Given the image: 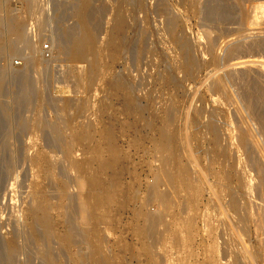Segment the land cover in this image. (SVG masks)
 <instances>
[{
	"label": "rangeland",
	"instance_id": "374dc122",
	"mask_svg": "<svg viewBox=\"0 0 264 264\" xmlns=\"http://www.w3.org/2000/svg\"><path fill=\"white\" fill-rule=\"evenodd\" d=\"M3 1L0 30L7 16L19 17L23 38L6 30L0 38V264H264V0H95L100 69L92 80L77 78L89 62L70 56L66 37L52 61L40 60L24 41V20ZM74 15L66 33L78 28ZM118 18L125 25L113 51ZM175 20L187 56L170 37ZM19 54L32 61L15 67L9 59ZM107 134L114 168L106 167Z\"/></svg>",
	"mask_w": 264,
	"mask_h": 264
},
{
	"label": "bare ground",
	"instance_id": "6f19581e",
	"mask_svg": "<svg viewBox=\"0 0 264 264\" xmlns=\"http://www.w3.org/2000/svg\"><path fill=\"white\" fill-rule=\"evenodd\" d=\"M93 1H95V0H82V1H80L79 3H77L78 4V7H77V5L75 6V7H77L76 9L74 8V10H76V15H74V16H77V18H76V20H79L78 22V24L79 25H75V27L76 26H78V28L77 29H75V30H73V31H71V32H67L66 34H65V36L64 37H66V38H64L66 41L64 42V46L63 47H65L67 50H68V53L70 54V56L72 57V58H74V59H76V60H78V61H83V63L85 62H89L87 65H88V67H86L88 70L86 71V69H85V73H83V71L81 72L80 71V73L79 74H77L78 75V77L77 78H82V77H84V76H87V78H89V79H93V78H95V77H97V72H98V70L100 69L99 67H98V52L100 51V50H97V51H94V50H96L95 48H94V45H96V41H95V44L93 45V43H94V33H93V26H95L96 27V25H94V21H96L97 19H96V16H97V14H98V12H99V9H101L102 8V6H100L101 8H98L97 6H94L95 4L93 3ZM179 1V0H178ZM188 1V0H187ZM98 2V1H97ZM111 2V1H110ZM181 2V1H180ZM3 3H4V1L3 0H0V21H1V18H2V9H4V5H3ZM96 3V2H95ZM122 3V2H121ZM194 3V2H193ZM94 4V5H93ZM101 4V3H100ZM110 4V3H109ZM125 4V3H124ZM185 4H186V2H185ZM98 6H99V4H97ZM102 5V4H101ZM253 4H251V6H252ZM111 6V5H110ZM245 6V5H244ZM249 6H250V4H249ZM108 8V7H107ZM245 8H247V6L245 7ZM249 8V7H248ZM247 8V9H248ZM255 8V7H254ZM254 8H253V10H254ZM117 9V8H116ZM115 9V10H116ZM118 9H119V7H118ZM247 9H244V10H247ZM113 10V9H112ZM251 10V9H250ZM6 11V10H5ZM118 12H119V10H117ZM116 11V12H117ZM129 11V10H128ZM7 12V11H6ZM12 12V11H11ZM102 12H104V10L102 11ZM121 12V11H120ZM119 12V13H120ZM248 12H249V10H248ZM253 12V11H252ZM75 13V12H74ZM123 13V12H122ZM256 13V12H255ZM4 14V13H3ZM116 14V13H115ZM114 14V15H115ZM130 14V13H129ZM245 14V13H244ZM249 14V13H248ZM252 13L250 12V15H251ZM9 15V14H8ZM10 15H12L11 13H10ZM9 15V16H10ZM14 15V14H13ZM116 15H118V14H116ZM115 15V16H116ZM120 15V14H119ZM247 15V14H246ZM6 16V15H5ZM16 16V15H15ZM120 16H122V15H120ZM119 16V17H120ZM248 16V15H247ZM4 17V16H3ZM98 17V16H97ZM123 17V16H122ZM248 17H250V16H248ZM254 17V16H253ZM252 17V18H253ZM6 18V17H5ZM19 17H12V16H10V17H8L7 16V18L6 19H4L5 20V26H6V32H7V34L9 33L10 35H12V36H14L15 38H17L16 40L19 42V40H21V38H23L22 37V26H20V23L18 22V21H20V19H18ZM115 17H113V19H114ZM116 18H117V16H116ZM116 18H115V20H116ZM121 18V17H120ZM120 18H118L117 20V23H115V21H114V26L112 27V29H111V37H110V39H109V44H110V48H111V50H113L115 47H117V45H118V42H119V40L121 39L120 37L122 36V34H121V32H122V30H123V25H125L123 22H122V20L120 19ZM3 19V18H2ZM123 19V18H122ZM125 19V18H124ZM251 20V19H249V18H246V19H244L245 21L246 20ZM74 20V19H73ZM75 20V21H76ZM172 20V19H171ZM253 20V19H252ZM251 20V21H252ZM98 21V20H97ZM244 21V22H245ZM249 21H247L248 22V24H249ZM113 22V21H112ZM3 23V22H2ZM1 23V24H2ZM25 23V22H24ZM76 23H77V21H76ZM175 23H176V20H175V22L174 21H170V23H169V29H170V37H171V39H173L172 41L173 42H175L176 43V45H178V47H180L183 51H184V53L186 54V56H187V54H189V47H188V44L185 42V41H183L180 37H178L177 36V34H176V26L177 25H175ZM246 23V22H245ZM250 23H252V22H250ZM109 24V23H108ZM107 24V25H108ZM112 24V25H113ZM247 24V23H246ZM247 24V25H248ZM0 26H3V24L2 25H0ZM4 27V26H3ZM2 27V28H3ZM25 27V26H24ZM107 27V26H106ZM1 28V29H2ZM72 28V27H71ZM129 28V27H128ZM69 29V28H68ZM95 29V28H94ZM177 29H178V27H177ZM5 30H2V31H5ZM127 30V29H126ZM1 31V30H0ZM1 31V32H2ZM0 32V38H2L1 37V35L4 33V32H2L1 33ZM24 32V31H23ZM110 32V31H109ZM24 34V33H23ZM4 36L6 35V34H3ZM110 35V34H109ZM167 35V34H166ZM3 36V37H4ZM9 36V35H8ZM7 36V38H8V40H10L9 38H10V36L8 37ZM248 36V35H247ZM18 37H21V38H18ZM126 37V36H125ZM123 38V37H122ZM254 38V37H253ZM252 38V39H253ZM4 39H6V37L4 38ZM3 39V40H4ZM19 39V40H18ZM249 39V38H248ZM7 40V39H6ZM5 40V41H6ZM12 40V39H11ZM11 40H10V42H11ZM96 40V39H95ZM1 41L2 40H0V44H1ZM4 41V42H5ZM23 41V40H22ZM25 41V40H24ZM130 41V40H129ZM250 41V40H249ZM253 41H255V40H253ZM9 42V41H8ZM14 42V41H13ZM16 42V41H15ZM244 42V41H243ZM252 42V41H251ZM3 43V42H2ZM5 43H7V42H5ZM12 43V42H11ZM11 43H9V44H11ZM17 43V42H16ZM16 43H15V45H16ZM23 43V42H22ZM125 43V42H124ZM4 44V43H3ZM3 44H1V45H3ZM8 44V45H9ZM209 44V43H208ZM245 44H246V42H245ZM260 44V43H259ZM253 45V44H252ZM102 46V45H101ZM174 46V45H173ZM210 46V45H209ZM243 47H244V44L242 45ZM246 46V45H245ZM256 46V45H255ZM2 47V46H1ZM8 47V46H7ZM6 47V48H7ZM9 47H11V45L9 46ZM23 47V46H22ZM25 47V46H24ZM28 47V46H27ZM29 47H31V46H29ZM29 47H28V49H29ZM99 47H100V45H99ZM106 47V46H105ZM26 48V47H25ZM32 48V47H31ZM30 48V49H31ZM253 48V47H252ZM259 48V47H258ZM1 49H3V48H1ZM29 49V50H30ZM181 49H178V51L179 50H181ZM241 49V48H240ZM251 49V48H250ZM32 50V49H31ZM34 50V49H33ZM110 50V51H111ZM175 50V49H174ZM230 50H233V51H231L230 53H234V50H235V47L234 48H230ZM243 50V49H242ZM102 51V50H101ZM114 51V50H113ZM211 51V50H210ZM229 51V50H228ZM239 51V50H238ZM95 52V53H94ZM243 52V51H242ZM249 52V51H248ZM258 52V51H257ZM67 53V54H68ZM177 53V52H176ZM208 53H209V50H208ZM250 53V52H249ZM182 54V53H181ZM195 54V53H194ZM229 54V53H228ZM235 54V53H234ZM234 54H232V55H234ZM238 54V53H237ZM245 54V53H244ZM241 55V54H240ZM247 55H248V53H247ZM252 55V54H251ZM109 56V55H108ZM180 56V55H179ZM189 56V55H188ZM206 56V55H205ZM210 56V55H209ZM228 56V55H227ZM243 56V55H242ZM245 56V55H244ZM183 57V56H182ZM190 57V56H189ZM189 57H187V59H185V57H184V62H186V65H187V69H189V71L192 69H194V67H195V65H194V60H191V58H189ZM216 57V56H215ZM68 58V57H67ZM114 58V57H113ZM236 58V57H235ZM241 58H243V57H241ZM251 58V60H252V57L250 56L248 59H250ZM253 58H254V56H253ZM29 59L31 60L32 58H30L29 57ZM107 59V58H106ZM193 59V58H192ZM205 59V58H204ZM216 59H217V57H216ZM240 59V58H239ZM247 59V58H246ZM109 60V59H108ZM114 60V59H113ZM186 60V61H185ZM210 60V59H209ZM219 60V59H218ZM217 60V61H218ZM242 60V59H241ZM245 60V59H244ZM243 60V61H244ZM255 60V59H254ZM32 61V60H31ZM106 61V60H105ZM104 61V62H105ZM214 61V60H213ZM243 61H240V62H242L243 63V65H241L240 63H239V65L238 64H236L235 63V66H244V62ZM253 61V60H252ZM108 62V61H107ZM211 62H212V60H211ZM255 62V61H254ZM253 62V63H254ZM256 62H258V61H256ZM254 63V65L255 64H257V63ZM180 63H181V61H180ZM214 63V62H213ZM231 63H233V62H231ZM238 63V62H237ZM185 64V63H184ZM201 64V63H200ZM207 64H208V62H207ZM223 64V63H222ZM247 64V63H246ZM245 64V65H246ZM250 64H252L251 62H250ZM259 64V63H258ZM218 65V64H217ZM216 65V66H217ZM228 65H230V64H228ZM234 65V64H233ZM232 65V66H233ZM249 65V64H248ZM253 65V66H254ZM103 66V65H102ZM208 66V65H207ZM198 67V66H197ZM206 67V66H205ZM210 67V66H209ZM234 67V66H233ZM251 66H249L248 68H250ZM84 68V67H83ZM99 68V69H98ZM214 68H216L215 66H214ZM242 68H245V67H242ZM256 68V65H255V67L254 68H250V69H255ZM259 68V67H258ZM258 68H256V69H258ZM101 69H102V67H101ZM108 69V68H107ZM208 69V68H207ZM212 69V68H211ZM210 69V70H211ZM218 69V68H217ZM217 69L215 70V71H217ZM230 69H231V67H230ZM230 69L228 70V69H226L225 68V70H227V71H230ZM236 69H239V68H237L236 67ZM83 70V69H82ZM225 70H224V72H225ZM243 70V69H242ZM253 70H249V71H253ZM79 71V70H78ZM212 71H214V70H212ZM226 71V72H227ZM238 71V70H237ZM236 71V72H237ZM258 71H259V69H258ZM258 71H257V73H258ZM231 72H232V70H231ZM22 73V72H21ZM75 73V72H74ZM106 73V72H105ZM210 73H211V71H210ZM213 73H215V72H213ZM217 73H218V71H217ZM229 73V72H228ZM254 73V72H253ZM109 74V73H108ZM196 74V73H195ZM255 74H256V70H255ZM254 74V75H255ZM24 75V74H23ZM28 75V74H27ZM74 75V74H73ZM76 75V74H75ZM74 75V76H75ZM106 75V74H105ZM111 75V74H110ZM114 75V74H113ZM236 75V74H235ZM235 75H233V76H235ZM244 75V74H243ZM253 75V74H252ZM22 76V75H21ZM103 76V75H102ZM194 76V75H193ZM226 76V75H225ZM232 76V75H231ZM230 75H229V77H231ZM71 77V76H70ZM105 77V76H104ZM108 77V76H107ZM109 77H111V76H109ZM247 77V76H246ZM24 78V77H23ZM77 78L76 79H74V80H77ZM232 78V77H231ZM240 78H243L242 76L240 77ZM254 78V77H253ZM117 79V78H116ZM122 79V78H121ZM229 79V78H228ZM248 79V78H247ZM250 79V78H249ZM110 80V79H109ZM238 80V79H237ZM77 81H79V80H77ZM80 81H81V79H80ZM216 81V80H215ZM215 81H213V82H215ZM118 82V81H117ZM174 82V81H173ZM243 82V81H242ZM241 82V83H242ZM175 83V82H174ZM218 83H219V81H218V79H217V81H216V83L215 84H217L218 85ZM259 83V82H258ZM230 84H232V83H230ZM243 84V83H242ZM241 84V85H242ZM249 84V83H248ZM260 84V83H259ZM111 85V84H110ZM175 86V85H174ZM214 86V85H213ZM231 86V85H230ZM248 86V85H247ZM252 86V85H251ZM114 87V86H113ZM117 87V86H116ZM217 87V86H216ZM236 87V86H235ZM238 87V86H237ZM240 87V86H239ZM257 87V86H256ZM241 88V87H240ZM258 88V87H257ZM261 87H259V89H260ZM113 89V88H112ZM247 89V88H246ZM251 89V88H250ZM258 89V90H259ZM249 90V89H248ZM257 90V89H256ZM262 90V89H261ZM243 92H245V91H243ZM247 92V91H246ZM254 93V92H253ZM82 94V93H81ZM257 96V95H256ZM259 96H261V94L259 95ZM264 96V95H263ZM82 98V97H81ZM80 98V99H81ZM93 98V97H92ZM79 99V100H80ZM84 99V98H83ZM256 99V98H255ZM89 100H90V97H89ZM93 100V99H92ZM254 100V99H253ZM260 100H262V97L260 98ZM264 100V99H263ZM262 100V101H263ZM81 102V101H80ZM83 102V101H82ZM97 102V101H96ZM250 103V102H249ZM262 103V102H261ZM251 104V103H250ZM254 104V103H253ZM84 105V104H83ZM170 105V104H169ZM256 105V104H255ZM249 106V105H248ZM262 106V105H261ZM172 107V106H171ZM260 107V106H259ZM84 108V107H83ZM90 108V107H89ZM93 108V107H92ZM175 108V107H174ZM255 108V107H254ZM251 109H252V107H251ZM261 109V108H260ZM78 110V109H77ZM85 110H87V109H85ZM95 110V109H94ZM169 110V109H168ZM254 110V109H253ZM255 111V110H254ZM261 111H262V109H261ZM78 112V111H77ZM89 112V111H88ZM93 112V111H92ZM175 112V111H174ZM258 112V111H257ZM80 113V112H79ZM81 113H83V112H81ZM94 113V112H93ZM170 113V112H169ZM165 114V113H164ZM78 115V114H77ZM170 114H168V116H169ZM175 115V114H174ZM173 115V116H174ZM254 115H255V112H254ZM86 116V115H85ZM171 116V115H170ZM263 116V115H262ZM74 117V116H73ZM75 117H77L76 115H75ZM87 117V116H86ZM163 117H165L164 115H163ZM259 117V116H258ZM78 118H79V116H78ZM81 118V117H80ZM261 118H264V117H261ZM77 119V118H76ZM82 119V118H81ZM175 119H177L176 117H175ZM180 119V118H179ZM142 120H144V119H142ZM163 120V119H162ZM263 120V119H262ZM83 121H84V119H83ZM87 121V120H86ZM92 121V120H91ZM260 121V120H259ZM258 121V122H259ZM74 123V122H73ZM262 123V122H261ZM78 124V123H77ZM88 124V123H87ZM90 124H93L92 122L90 123ZM168 124V123H167ZM71 125V124H70ZM73 125V124H72ZM75 125V124H74ZM98 125V124H97ZM159 125V124H158ZM169 125V124H168ZM168 125H166V126H168ZM211 125V124H210ZM37 126V125H36ZM94 126H95V124H94ZM165 126V125H164ZM165 126V127H166ZM263 126V125H262ZM38 127V126H37ZM65 127H67V126H65ZM72 127V126H71ZM91 127H92V125H91ZM171 127V126H170ZM264 127V126H263ZM167 128V127H166ZM172 128V127H171ZM54 129V128H53ZM82 129V128H81ZM160 129V128H159ZM164 130V129H163ZM78 131V130H77ZM84 131H85V129H84ZM111 131V130H110ZM162 131V130H161ZM166 131V130H165ZM63 132V131H62ZM86 132H87V130H86ZM86 132H85V134H86ZM108 134H110L109 132H107ZM165 133V132H164ZM167 133V132H166ZM174 133V132H173ZM58 134V133H57ZM76 134V133H75ZM74 134V135H75ZM82 134V133H81ZM81 134H80V136H81ZM83 134H84V132H83ZM82 134V135H83ZM88 134V133H87ZM91 133H89V135H87L88 137L89 136H91L90 135ZM106 134V133H105ZM107 134V135H108ZM243 134V132H241V136L239 137V141H240V145L242 146H240L241 148H246V147H248V140L245 138V136L244 135H242ZM107 135H106V137H107ZM167 135H169V134H167ZM85 136V135H84ZM215 136H216V134H215ZM78 137H79V135H78ZM170 137V136H169ZM177 137V136H176ZM85 138H86V136H85ZM108 138H109V140L108 141H106V143H107V147H106V151L109 153V154H111V156H112V160L109 158V157H107V158H109L111 161H108V165H106L107 163V161L105 162L106 164V167L108 168V166H110L111 168H114V167H116L117 166V162H116V147H115V145H114V143H113V138L111 137V135H108ZM106 139V138H105ZM82 140V139H81ZM80 140V141H81ZM103 140V139H102ZM167 140H169V139H167V137L165 136V134H163V133H160L159 134V141H160V145L162 146V145H164L165 144V142H167ZM177 140V139H176ZM153 142V141H152ZM170 143H169V145L171 144L172 145V143H171V141H169ZM173 142V141H172ZM154 145H155V143H153ZM152 144V145H153ZM158 144H159V142H158ZM176 144V143H175ZM98 146H99V144H98ZM164 146H166V145H164ZM184 146V145H183ZM156 147V149H157V147L158 146H155ZM154 147V148H155ZM160 147V146H159ZM170 147V146H169ZM173 147V146H172ZM153 148V147H152ZM153 148V149H154ZM161 148V147H160ZM163 148V147H162ZM180 148V147H179ZM182 148V147H181ZM152 149V150H153ZM89 150V149H88ZM103 150V149H102ZM161 150V149H160ZM183 150V149H182ZM188 150V149H187ZM243 150V149H242ZM101 151V150H100ZM105 151V152H106ZM154 151V150H153ZM167 151V150H166ZM159 152V151H158ZM164 152V151H163ZM86 153V152H85ZM107 153V155H109ZM178 153V152H177ZM180 153V152H179ZM188 153V152H187ZM84 154V153H83ZM87 154V153H86ZM154 154H156V153H154ZM96 155H98V154H96ZM165 155V154H164ZM170 155H171V152H170ZM190 155V154H189ZM88 156H90L89 154H88ZM87 156V158H90V157H88ZM168 156H169V154H168ZM177 156H178V154H177ZM176 156V157H177ZM156 157V156H155ZM161 157V156H160ZM182 157V156H181ZM184 157H185V155H184ZM172 158V157H171ZM108 159V160H109ZM118 159V158H117ZM162 159L164 160V158H163V156H162ZM187 159H188V157H187ZM83 160V159H82ZM81 160V161H82ZM171 160V159H170ZM188 161V160H187ZM160 162V161H159ZM164 162V161H163ZM186 162V161H185ZM188 163V162H187ZM80 164H83V163H80ZM160 164H161V162H160ZM159 164V165H160ZM163 164V163H162ZM161 166V165H160ZM164 166H166V164L164 165ZM186 166H188V164H186ZM109 167V168H110ZM168 166H166V168H167ZM172 167V166H171ZM246 167V166H245ZM249 167V166H248ZM163 168V166L161 167V169ZM160 169V172L162 173V175H164V173H163V171L164 170H161ZM163 169H165V168H163ZM167 169H165V171H166ZM244 170V169H243ZM245 170H246V168H245ZM164 171V172H165ZM174 171V170H173ZM176 171V170H175ZM179 171V170H178ZM181 171H183V170H181ZM160 172H159V174H160ZM185 172V171H184ZM181 173V172H180ZM179 173V174H180ZM183 173V172H182ZM157 174V173H156ZM158 174V175H159ZM166 174H167V172H166ZM168 174H169V172H168ZM176 174V173H175ZM259 174H261V173H259ZM157 175V176H158ZM172 175V174H171ZM170 175V176H171ZM243 175V174H242ZM160 176H161V174H160ZM167 177H169V175H166ZM184 176V175H183ZM245 176V175H244ZM260 176H262V174L260 175ZM259 176V177H260ZM166 177V180L165 181H168V179L169 178H167ZM182 177V176H181ZM185 177V176H184ZM246 177V176H245ZM244 177V178H245ZM161 178H162V176H161ZM163 178H165V176L163 177ZM162 178V179H163ZM171 178V177H170ZM183 178V177H182ZM262 178V177H261ZM260 178V179H261ZM159 179V178H158ZM181 179V178H180ZM185 179V178H184ZM189 179V178H188ZM260 179H259V184L258 185H260L261 183H260ZM262 179H264V178H262ZM172 180V179H171ZM253 180V179H252ZM255 180V179H254ZM156 182H158L159 180H157V178H156V180H155ZM162 181V180H161ZM160 181V182H161ZM173 181V180H172ZM168 182H170V180L168 181ZM242 182V181H241ZM248 182V181H247ZM261 182H262V180H261ZM163 183H164V180H163ZM162 183V184H163ZM256 183H257V181H256ZM159 184H161V183H159ZM166 184H168V183H166ZM243 184H245V183H243ZM250 184V183H249ZM262 184H263V182H262ZM242 185V184H241ZM252 184H250V186H251ZM257 185V186H258ZM264 185V184H263ZM100 185L99 184H97V182H92V184H90V189H92V190H95L96 191V189H98V188H100L99 187ZM165 186H167V185H165ZM248 186V185H247ZM255 186V185H254ZM253 186V187H254ZM164 187V186H163ZM170 187V186H169ZM166 188V187H165ZM168 188V187H167ZM244 188V187H243ZM247 188V187H246ZM250 188V187H249ZM261 188H264V186L263 187H261ZM251 189H252V187H251ZM244 190V189H243ZM100 191V189H98V192ZM259 191V190H258ZM263 191H264V189H263ZM92 192V191H91ZM94 192V191H93ZM92 192V193H93ZM154 192H157V191H154ZM158 192H159V190H158ZM157 192V194L156 195H158L159 193ZM96 193V192H95ZM161 193V192H160ZM171 193V192H170ZM174 193V192H173ZM94 194V193H93ZM93 194H91V195H93ZM162 194V193H161ZM161 194H159V196H161V197H159V200H163V198H164V196H163V194H165V192L161 195ZM172 194V193H171ZM90 195V196H91ZM96 195H98V194H96ZM96 195H95V197H96ZM101 195V194H100ZM156 195H154V197H156ZM166 195V194H165ZM163 196V197H162ZM167 196H168V194H167ZM171 196V195H170ZM94 197V196H93ZM94 197V198H95ZM92 198V197H91ZM98 198H100V196H97V199H95L96 201L98 200V202L97 203H101V202H104L105 201V198L104 197H102V198H104V199H101V200H99ZM161 198V199H160ZM166 198V197H165ZM170 198L171 197H169L167 200H170ZM157 199V198H156ZM172 199H174L173 197H172ZM158 200V199H157ZM165 201H166V199H164ZM95 201V202H96ZM166 202H168V201H166ZM166 202H163L162 201V203H164V205H165V203ZM161 203V202H160ZM40 204V203H39ZM87 204V203H86ZM168 204V203H167ZM41 205V204H40ZM88 205V204H87ZM163 205V204H162ZM35 206V205H34ZM170 206V205H169ZM168 206V207H169ZM42 207L44 208L45 206H43L42 205ZM42 207H40L39 206V208L40 209H42ZM231 209H233V210H237L238 209V206H237V202H236V200L234 199V197H233V199H232V201H231ZM83 209H85V207L83 206L82 207ZM36 209H38V208H36L35 207V210ZM46 209V208H45ZM167 209V208H166ZM170 210V209H169ZM34 211V210H33ZM37 211V210H36ZM44 212L46 211V210H43ZM43 211H41L42 213H44ZM240 212V211H239ZM36 213V212H35ZM34 213V214H35ZM47 213V212H46ZM45 213V214H46ZM235 213V212H234ZM37 214H40V213H38L37 212ZM45 214H41V216L40 217H42L43 216V218H44V216L45 217H47ZM236 214V213H235ZM233 215V214H232ZM237 215V214H236ZM238 215H239V213H238ZM32 217V216H31ZM35 217V216H34ZM36 217H38L37 215H36ZM144 218V217H143ZM37 219V218H36ZM38 219H39V217H38ZM44 219H46V218H44ZM44 219H41L43 222L45 221ZM150 218H148V220H149ZM154 219V218H153ZM47 220V219H46ZM90 221H91V219H89ZM96 220V219H95ZM146 220L147 219H145V222H146ZM147 220V221H148ZM159 220V219H158ZM233 220V219H232ZM240 220H242V219H240ZM38 221V220H37ZM40 221V220H39ZM38 221V222H39ZM42 222V223H43ZM47 222V221H46ZM45 222V223H46ZM49 222H50V220H49ZM92 222V221H91ZM99 222V221H98ZM144 222V221H143ZM150 222H152L151 220H150ZM153 222H154V220H153ZM36 223V222H35ZM93 223V222H92ZM38 224V223H37ZM49 224V223H48ZM94 224V223H93ZM144 224H146V223H144ZM238 224V223H237ZM38 225H40V224H38ZM146 225H148L149 226V223L147 222V224ZM154 225V224H153ZM152 225V226H153ZM226 225H227V223H226ZM228 225H231V224H228ZM45 226V225H44ZM50 227H51V225H49ZM162 226V225H161ZM235 226H236V224H235ZM240 226V225H239ZM94 227V226H93ZM96 227V226H95ZM144 227H145V225H144ZM144 227H141L142 228V230H143V228ZM154 227V226H153ZM147 226H146V230H147ZM150 228H151V224H150ZM226 228V227H225ZM227 228H228V226H227ZM230 228V227H229ZM232 228V227H231ZM244 228V227H243ZM45 229H46V227H45ZM52 229V228H51ZM145 229V228H144ZM237 229V228H236ZM239 229V228H238ZM47 230H50L49 228L47 229ZM90 230V229H89ZM93 230V229H92ZM102 230V229H101ZM145 230V231H146ZM158 230V229H157ZM162 230V229H161ZM227 230V229H226ZM104 231V230H103ZM144 231V230H143ZM142 231V232H143ZM148 231H149V228H148ZM163 231V230H162ZM237 231V230H236ZM140 232V231H139ZM141 233V232H140ZM139 233V234H140ZM146 233V232H145ZM145 233H143V234H145ZM149 233V232H148ZM160 233V232H159ZM234 233V232H233ZM44 234V233H43ZM104 234V233H103ZM231 234V233H230ZM241 234V233H240ZM239 234V235H240ZM50 235V234H49ZM95 235V234H94ZM94 235H91V236H94ZM234 235V234H233ZM236 235H237V233H236ZM90 236V235H89ZM142 237H143V235H141ZM146 237H147V234L145 235ZM155 236V235H154ZM229 236H231V235H229ZM49 237V236H48ZM98 237V236H97ZM232 237V236H231ZM52 238V237H51ZM95 238H96V236H95ZM145 238V237H144ZM237 238V237H236ZM241 238V237H240ZM101 239V238H100ZM99 239V240H100ZM177 239V238H176ZM232 239V238H231ZM103 240V239H102ZM144 240V239H143ZM147 240V239H146ZM242 240V239H241ZM148 241V240H147ZM146 241V243H145V245H148L149 243ZM93 242V241H92ZM181 242H182V244H183V240H181ZM227 242H229V241H227ZM237 242V241H236ZM98 244H100V243H97V245ZM102 244V243H101ZM232 244V243H231ZM238 244H240V242L238 243ZM247 244V243H246ZM96 245V244H95ZM94 245V246H95ZM96 245V246H97ZM100 246V245H99ZM99 246H97V248L96 249H98V247ZM230 245L228 244V247H229ZM101 247V246H100ZM149 248H150V246H148ZM148 247H146V249L148 248ZM236 247V246H235ZM92 248V247H91ZM102 248V247H101ZM227 248V247H226ZM95 249V248H94ZM178 249H179V247H178ZM247 249V248H246ZM93 250V249H92ZM99 250V249H98ZM150 250H152V249H150ZM149 249L147 250L148 251V253L150 254V251ZM243 250H244V246H243ZM248 250V249H247ZM100 251V250H99ZM179 251V250H178ZM237 251V250H236ZM239 251V250H238ZM93 252V251H92ZM152 252V251H151ZM254 252V251H253ZM95 253V251L92 253V254H94ZM224 253V252H223ZM225 253H227V252H225ZM235 253V252H234ZM249 253H251V252H249ZM148 254V255H149ZM152 254V253H151ZM241 254H242V252H241ZM246 254V253H245ZM260 254V253H259ZM95 255V257L96 256H98V255H96V253L94 254ZM94 255H92V257L94 256ZM153 255V254H152ZM229 255V254H228ZM101 256V255H100ZM180 256V255H179ZM224 256V255H223ZM230 256V255H229ZM228 256V258H230ZM243 256V255H242ZM248 256V255H247ZM246 256V257H247ZM253 256V255H252ZM239 257H240V255H239ZM51 258V257H50ZM97 258V257H96ZM96 258H95V260H96ZM99 258V257H98ZM227 258V257H226ZM257 258V257H256ZM49 259V258H48ZM100 259V258H99ZM99 259H97V260H99ZM240 259H241V257H240ZM243 259V258H242ZM54 260V259H53ZM215 260V259H214ZM235 260H236V258H235ZM247 260V259H246ZM248 260H250V259H248ZM49 261H52V260H49ZM105 261V260H104ZM242 261V260H241ZM97 262V261H96ZM180 262L182 263V261L180 260ZM215 262V261H214ZM237 262V261H236ZM107 262H105V263H103V264H106ZM244 264H246L245 262H243ZM253 263V262H252ZM251 263V264H252ZM255 263V262H254ZM54 264V263H53ZM232 264V263H231ZM242 264V263H241Z\"/></svg>",
	"mask_w": 264,
	"mask_h": 264
},
{
	"label": "built area",
	"instance_id": "2783aa9c",
	"mask_svg": "<svg viewBox=\"0 0 264 264\" xmlns=\"http://www.w3.org/2000/svg\"><path fill=\"white\" fill-rule=\"evenodd\" d=\"M13 5V12L25 22V42L35 48L39 59L50 62L60 40L66 33V23L71 21V13L79 0H6ZM29 58L17 55L9 59L15 67H20Z\"/></svg>",
	"mask_w": 264,
	"mask_h": 264
}]
</instances>
